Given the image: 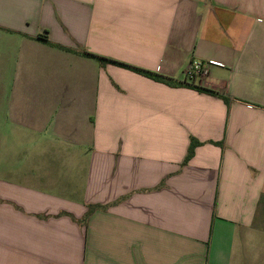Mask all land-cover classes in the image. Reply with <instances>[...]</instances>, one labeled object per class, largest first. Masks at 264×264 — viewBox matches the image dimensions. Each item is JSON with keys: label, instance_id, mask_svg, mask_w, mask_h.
<instances>
[{"label": "crops", "instance_id": "obj_1", "mask_svg": "<svg viewBox=\"0 0 264 264\" xmlns=\"http://www.w3.org/2000/svg\"><path fill=\"white\" fill-rule=\"evenodd\" d=\"M0 264H264V0H0Z\"/></svg>", "mask_w": 264, "mask_h": 264}, {"label": "trees", "instance_id": "obj_2", "mask_svg": "<svg viewBox=\"0 0 264 264\" xmlns=\"http://www.w3.org/2000/svg\"><path fill=\"white\" fill-rule=\"evenodd\" d=\"M88 55L97 57L102 65L114 64V65H117V66H120V67H123V68H127V69L133 70V71H135V72H137V73H139V74H141V75H143L145 77H148V78H150V79H152L154 81L167 84V85H169L171 87H184V86L189 87V86H191L187 82H181V81H178V80H175V79H172V78H168V77L159 75L157 73H154V72H151V71H148V70H144V69H141V68L130 66V65L122 63V62L111 60V59H108V58H105V57H102V56H96L94 54H88ZM194 88H196L198 91H201V92H207V93H210V94H213V95H217L215 92H212L210 90H206L204 88L195 87V86H194ZM222 98L225 100V102L228 105L230 104V99L229 98H227V97H222ZM200 145H201V143L198 140L191 139L189 150H188V154H187L186 160H185L186 163L194 156L196 148L198 146H200Z\"/></svg>", "mask_w": 264, "mask_h": 264}, {"label": "built area", "instance_id": "obj_3", "mask_svg": "<svg viewBox=\"0 0 264 264\" xmlns=\"http://www.w3.org/2000/svg\"><path fill=\"white\" fill-rule=\"evenodd\" d=\"M216 62H202V61H192L190 66L186 71V79L190 82L195 81L197 78H202L208 74V68L215 64Z\"/></svg>", "mask_w": 264, "mask_h": 264}]
</instances>
